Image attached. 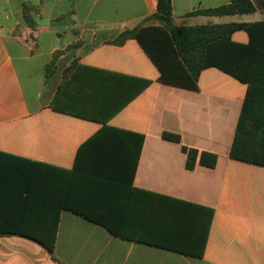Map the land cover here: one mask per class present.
I'll return each instance as SVG.
<instances>
[{"label": "crops", "instance_id": "0c3cea01", "mask_svg": "<svg viewBox=\"0 0 264 264\" xmlns=\"http://www.w3.org/2000/svg\"><path fill=\"white\" fill-rule=\"evenodd\" d=\"M252 1L255 13L208 16L193 13L230 1L172 0V19L264 22ZM157 10L158 0H0V181L8 198H38L0 208V229L49 227L59 213L56 259L0 235V264H264V168L230 157L243 92L160 83L135 41L113 45L158 26ZM140 80L151 84L136 95ZM128 133L144 135L134 171ZM63 201L149 240L116 236Z\"/></svg>", "mask_w": 264, "mask_h": 264}, {"label": "trees", "instance_id": "16d2710c", "mask_svg": "<svg viewBox=\"0 0 264 264\" xmlns=\"http://www.w3.org/2000/svg\"><path fill=\"white\" fill-rule=\"evenodd\" d=\"M230 3L195 12L208 16L245 15L256 12L252 0H229ZM264 8V0L261 1ZM172 0H158V10L153 19L158 26L141 27L127 30L113 43L123 46L128 41H135L153 63L158 71L157 81L188 90H199L200 83L222 85L228 92L241 90L243 105L238 120L230 157L232 160L264 168V22L227 23L219 25H201L194 27L176 26L172 19ZM212 77L210 78V76ZM136 95L146 89L151 82L140 80ZM135 139L133 171L137 167L144 135L128 133ZM163 139L180 142L178 134L163 132ZM185 150V149H184ZM195 152H188L187 167L193 168ZM216 156L203 152L200 163L209 167L216 165ZM0 181V208H5L15 200V208L32 207L38 198H8L3 195ZM161 198V197H160ZM63 209L84 216L92 222L106 227L112 234L123 239L148 241L145 235H138L133 229L115 226L88 212L63 201ZM48 207V206H47ZM145 207V205H144ZM159 208H174L164 207ZM56 208V207H48ZM58 210L60 208H57ZM53 224L43 228L0 229V235H20L39 242L56 259L54 255L58 231L59 213ZM141 222L140 224H142Z\"/></svg>", "mask_w": 264, "mask_h": 264}]
</instances>
